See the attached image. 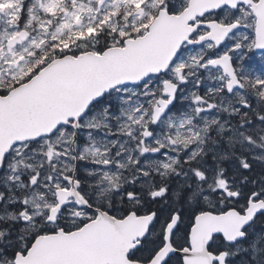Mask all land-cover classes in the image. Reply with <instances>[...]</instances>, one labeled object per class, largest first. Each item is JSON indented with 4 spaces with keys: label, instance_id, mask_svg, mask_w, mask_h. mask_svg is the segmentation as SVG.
<instances>
[{
    "label": "snow or ice",
    "instance_id": "1",
    "mask_svg": "<svg viewBox=\"0 0 264 264\" xmlns=\"http://www.w3.org/2000/svg\"><path fill=\"white\" fill-rule=\"evenodd\" d=\"M0 264H264V0H0Z\"/></svg>",
    "mask_w": 264,
    "mask_h": 264
}]
</instances>
